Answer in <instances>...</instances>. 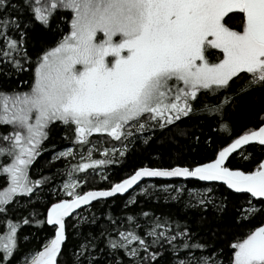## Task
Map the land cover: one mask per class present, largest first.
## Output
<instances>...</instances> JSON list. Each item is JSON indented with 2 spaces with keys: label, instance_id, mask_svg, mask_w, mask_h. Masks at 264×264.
I'll list each match as a JSON object with an SVG mask.
<instances>
[{
  "label": "snow or ice",
  "instance_id": "6c2138e0",
  "mask_svg": "<svg viewBox=\"0 0 264 264\" xmlns=\"http://www.w3.org/2000/svg\"><path fill=\"white\" fill-rule=\"evenodd\" d=\"M58 10L71 15L68 31L54 46L42 48L33 60L25 46L28 31L36 22L49 28ZM0 42V64L10 66L17 75L29 69L32 72L27 91L0 89V126L11 127L10 132L0 133V158L11 161L0 164L7 183L0 191V216L8 225L0 238L2 264H12L19 250L17 230L21 222L31 223L27 217L16 223L7 218L9 205L27 207L32 196L54 179L41 175L33 180L29 170L45 151L43 142L56 122L74 129L73 146L61 151L53 146L51 161L76 159L75 147L92 144L89 137L93 133H107L121 142L122 149L105 148L103 158L94 159L97 149L92 144L87 154L79 153L80 162L66 166L62 188L68 198L51 203L46 210V223L54 226L55 235L42 250L22 253V264H58L67 241L66 218L82 205L90 208L93 201L140 187L143 178L222 182L229 190L250 194L237 222L264 212V159L255 170L226 165L230 154L250 142H257L264 155V112L258 129H248L231 139L210 162L140 167L109 189L82 194L76 190L87 186L98 169L100 179L107 180L104 168L119 163L109 151L124 157L128 151L124 141L135 132L155 135L171 128L173 136L188 138L191 126L181 127L179 122L205 114L219 116L220 130L230 135V125L223 120L226 108L234 109L237 97L264 93V0H0ZM3 74L10 77L12 72ZM241 79L243 83L230 92L232 82ZM222 92L218 102L205 99L196 106L201 95L215 97ZM64 139H69L67 134ZM191 140L199 143L198 136L192 135ZM241 156L250 159L251 154ZM150 188L154 185L140 187V193L150 195ZM161 191L177 192V196L165 197L177 200L184 188L164 185ZM187 191L190 200L195 199L201 207L211 204L221 214L226 208V196L220 197L219 204L213 203L211 187ZM25 197L27 203L21 204ZM130 201L136 203L135 198L130 197ZM37 215L35 210L30 213ZM139 215L147 218L146 225L131 215L124 223L109 215L111 230L104 227L98 234L82 235V242L69 252L72 264H225L223 249L209 253L214 245L194 240L197 234L186 222L147 211ZM96 219L93 215L92 222ZM35 223L45 221L37 219ZM142 227L143 234L137 231ZM229 250L227 264H264V224L236 237Z\"/></svg>",
  "mask_w": 264,
  "mask_h": 264
},
{
  "label": "trees",
  "instance_id": "16d2710c",
  "mask_svg": "<svg viewBox=\"0 0 264 264\" xmlns=\"http://www.w3.org/2000/svg\"><path fill=\"white\" fill-rule=\"evenodd\" d=\"M64 17V19H61ZM71 19L69 12L65 10H58L55 16L52 18L49 28H45L38 22L34 24V27L28 31L26 38V47L29 56L35 60L36 54L44 47H51L55 45V42L60 39L63 33L68 31L67 21ZM59 25V28L57 27ZM9 35H14L9 33ZM18 38V36L16 37ZM3 44L0 42V47ZM27 67V65H25ZM4 72H12L10 77H6ZM32 72L29 69L26 72L17 75L15 71L10 67L0 64V89L11 92L13 89L17 91H27L31 83ZM247 78L246 76L244 77ZM240 83H243V79L232 82L231 91H234ZM224 95L219 93L213 97L208 95L207 97L201 95L200 99L196 102V106L207 99L211 103H216ZM259 95V100L253 99L254 96ZM236 107L233 109L231 106L227 107L223 116L224 122L228 123L231 128V133H226L220 130L218 121L219 116L216 118L208 117L205 114L193 117L191 120L185 119L180 123L181 127L186 125L191 126L189 137H175L173 136L172 129L169 128L165 131H157L155 135L151 131H145L144 133L135 132L134 136L128 141H124L128 145V151L124 157L114 155L113 158L119 161V163L108 165L104 168V173L108 176L107 180L100 179L99 169L95 175L90 176L87 186L79 188V192L83 193L90 189H105L112 186L132 173L135 169L142 166L150 167H173L177 164L184 166L192 164L193 162H210L214 158V155L222 147L227 146L231 142V139L237 138L248 129H257L261 124L259 116L264 112V93L250 92L248 95L237 97L234 101ZM72 127H65L60 122H56L50 127L49 137L43 142V151L30 166L29 174L31 179L35 180L40 178L41 175L54 177L50 179L45 186L38 190L34 196H32V204L27 207H16L15 204L9 205V211L7 218L11 219L14 223L21 222V218L27 217L31 220L28 225H23L17 230V240L19 250L15 253L12 259V264H17V261H21L22 253H32L33 251H39L48 239H51L55 233L54 226L46 223L47 207L53 202H58L62 199L57 195V189L59 185L67 177L62 175L66 166L76 164L79 153L87 149L88 145H85L82 149L79 145L75 147L77 152L76 159L72 160H57L51 161L53 155V146L55 151H60L66 147L73 146L71 139L73 138L74 131ZM11 131L10 126H0V133H8ZM65 134L69 139H64ZM195 135L199 137V143H192L191 136ZM148 137L151 139L147 143L144 140ZM91 141L95 143L103 142L108 145L110 142H115L116 145L122 147L121 142L115 141L110 138L107 133L93 134ZM251 154L250 159H243L241 156ZM94 159H101L98 154H93ZM264 158L262 155L261 146L257 142H250L248 145L242 146L236 152L230 154L229 159L226 161V165L231 168H239L241 170H255L256 165ZM8 158H0V164L10 163ZM88 162V161H86ZM91 170H89L90 172ZM84 174H79V179L83 180ZM151 183L154 185V189L150 188V195L136 194L132 197V193L126 196H116L111 199L102 200L101 202H94L91 207L80 210L72 217L66 220V234L67 241L62 245V253L58 257V264H72V258L69 255L73 246L82 242V235H86L91 232L92 234H98L108 227L111 230V224L109 221V215L113 219H117V223H124L126 217L131 215L136 217L139 224L146 225L148 223L147 218L139 215L142 211L154 213L155 216L171 217L172 219H178L180 222H186L190 225V230L197 235L193 237L194 240H199L204 244H212L213 248L209 249L211 253L216 249H223V259L227 264V259L231 255L229 250V244L234 242L236 237L244 236L248 230L254 227L264 224V212L256 215L246 221L237 222L239 217V210L247 207V201L250 198L247 194L234 193L228 190L222 184H204L195 180H173V181H159L151 180L144 182L143 184ZM141 184V185H143ZM140 185V186H141ZM164 185H173L177 188L183 186L184 191L179 194L177 200H165L168 196H177L175 191L166 193L159 189ZM7 186L6 174L0 173V191ZM213 188L211 195L215 197L213 203L219 204L220 197L226 196L227 200L226 208L223 213H218L211 204L206 208L201 207L195 199L190 200L188 195V189L197 191H203L206 188ZM138 188V187H137ZM136 188V189H137ZM156 188V190H155ZM158 189V190H157ZM134 192V191H133ZM131 198L136 199V203H131ZM21 204L27 203V198L20 199ZM191 203L194 207H188L187 204ZM252 203L256 204L257 200L252 199ZM127 205V206H126ZM15 208V211L13 209ZM35 210L39 213L37 216H30V213ZM93 215L97 218L95 223L92 222ZM79 217V218H78ZM37 219L44 220L45 223L37 225L35 221ZM77 225V227H73ZM125 226H127L125 224ZM8 225L6 219L0 216V236L7 232ZM138 232L143 234V227L137 229ZM215 233V235H213ZM27 237V239H24ZM198 255L200 253H197ZM167 256V254H166ZM2 264V262H0Z\"/></svg>",
  "mask_w": 264,
  "mask_h": 264
},
{
  "label": "rangeland",
  "instance_id": "374dc122",
  "mask_svg": "<svg viewBox=\"0 0 264 264\" xmlns=\"http://www.w3.org/2000/svg\"><path fill=\"white\" fill-rule=\"evenodd\" d=\"M73 131H74V129H72ZM93 134H97V133H93ZM92 134V135H93ZM111 138V137H110ZM91 137H89V140L91 141ZM92 142V144H95V146H96V149H97V151H94L93 152V154L95 153V154H98V156L99 157H103V152H104V149L105 148H107V149H109V150H111V149H122V147H119L118 145H116L115 144V142L113 143V142H110L108 145H105L103 142H99V143H95V141H91ZM92 144H89L88 145V147H87V149L84 151V153L85 154H87V151H88V148L89 147H91L92 146ZM69 147H72V146H69ZM67 148V147H66ZM65 149V148H64ZM63 150V149H62ZM61 151V150H60ZM93 154H92V156H93ZM108 155L109 156H111V157H113L114 155H118V156H120L119 155V152H116V153H113V152H111V151H109V153H108ZM77 161H79V157L77 158ZM80 162V161H79ZM86 162V161H85ZM80 180H82V179H80ZM62 185H63V182L59 185V188L57 189V195L58 196H60L61 198H68L67 196H66V194L64 193V191H63V188H62ZM148 185H152L151 183H146V184H143V185H141L140 187H146V186H148ZM140 187H138L134 192H132V197H134L136 194H139L140 193ZM80 188V187H79ZM79 188L78 189H76L77 191H79ZM154 189V188H153ZM159 189H161V187L159 188ZM155 190H156V188H155ZM158 190V189H157ZM2 191V190H1ZM81 193V192H80ZM4 236V234L2 235V236H0V238H2ZM0 242H2V240H0Z\"/></svg>",
  "mask_w": 264,
  "mask_h": 264
},
{
  "label": "water",
  "instance_id": "95a60500",
  "mask_svg": "<svg viewBox=\"0 0 264 264\" xmlns=\"http://www.w3.org/2000/svg\"><path fill=\"white\" fill-rule=\"evenodd\" d=\"M261 126V125H260ZM259 126V127H260ZM258 127V128H259ZM257 128V129H258ZM264 159V158H263ZM142 167H145V166H142ZM147 167H150V166H147ZM140 168V167H139ZM139 168H137V169H139ZM137 169H135V170H137ZM134 170V171H135ZM134 171L132 172V173H134ZM132 173H130V174H132ZM129 174V175H130ZM128 176V175H127ZM126 176V177H127ZM126 177H124V178H126ZM123 178V179H124ZM122 180V179H121ZM120 180V181H121ZM151 180H159V181H173V180H180V181H187V180H195V181H198L197 179H195V178H183V177H152V178H143L142 179V181L140 182V185L141 184H143L144 182H148V181H151ZM120 181H118V182H120ZM198 182H200V183H204V184H213V183H217V184H222L223 185V183L222 182H207V181H198ZM225 186V185H224ZM226 187V186H225ZM110 188V187H109ZM109 188H105V189H90V190H106V189H109ZM136 188H137V186H134L133 187V189H129L127 192H125V193H123V194H115L113 197H109V198H104L103 200H107V199H111V198H114V197H116V196H126V195H128V194H130V193H132L133 191H135L136 190ZM229 190V189H228ZM86 191H89V190H86ZM86 191H84V192H86ZM230 191H232V192H234V193H236L234 190H230ZM82 194V193H81ZM239 194H247V195H249L250 196V194L249 193H239ZM254 200H256L255 198H253ZM94 202H97V201H93L91 204H93ZM85 208H87V206H84V205H82L81 206V208L80 209H77L76 210V212H75V214L77 213V212H79L80 210H82V209H85ZM67 219H69V218H66V220ZM54 235H55V233H54ZM54 235H53V237H54ZM52 237V238H53ZM40 250H42V248L40 249Z\"/></svg>",
  "mask_w": 264,
  "mask_h": 264
}]
</instances>
